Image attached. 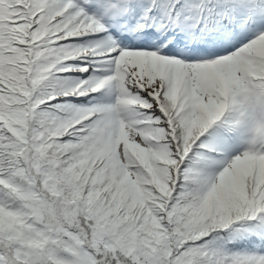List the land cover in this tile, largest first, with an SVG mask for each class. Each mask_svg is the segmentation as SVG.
<instances>
[{
    "label": "snow or ice",
    "instance_id": "1",
    "mask_svg": "<svg viewBox=\"0 0 264 264\" xmlns=\"http://www.w3.org/2000/svg\"><path fill=\"white\" fill-rule=\"evenodd\" d=\"M0 264H264V0H0Z\"/></svg>",
    "mask_w": 264,
    "mask_h": 264
}]
</instances>
